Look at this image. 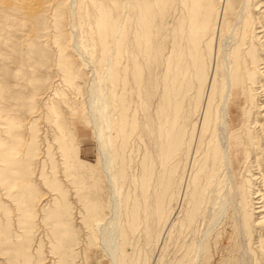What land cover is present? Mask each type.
<instances>
[{
	"label": "rangeland",
	"instance_id": "obj_1",
	"mask_svg": "<svg viewBox=\"0 0 264 264\" xmlns=\"http://www.w3.org/2000/svg\"><path fill=\"white\" fill-rule=\"evenodd\" d=\"M7 23L6 26L4 23L3 29L0 28V105H4V115L12 114L15 116L13 119H17L15 121L19 123L15 126H18L17 129L14 127V132L20 134H17L19 145L16 147L15 158L28 160V179L34 190L32 202H27L17 197L19 185L15 183L6 189L0 182V264H110L103 251L105 241H108V245L114 242L109 236V228H104L108 217L113 219L112 226L118 230L120 238L116 264H190L195 255L196 264H241L244 251L247 256L245 264H264V224L261 227L255 226L247 208L243 207L244 217H239V220L242 227L245 226V231L240 233L233 210L227 205H220L219 200H211L213 193L216 194L217 191L214 187L222 190V175L219 173L217 180L206 186L208 173L212 172L208 165V170L200 168V163L203 162L200 148L197 151L191 148L185 151L188 155L182 152V156L177 151L161 167L159 158H156L159 154L157 141H153V135L144 127L151 115L159 121L160 90L157 88L156 94L150 97L149 106L145 107L144 112L138 108L139 90L131 87L130 80H126V85H122V88L119 85L115 87V92L122 93L119 98L124 104L123 112L127 123L122 133H117L115 129L110 133L118 155L114 156L113 168L118 172L120 190L119 210L113 214L108 208L109 193L98 165L96 140L87 121L86 110L90 107L88 102L93 105L99 102L98 98L89 96L87 88L92 81L91 66L82 68L79 61L67 58L70 65L66 67L70 74L63 73L54 48L49 43L50 35L46 28L40 32L43 37L32 36L24 41L27 29L20 35L17 33V24ZM85 24H81L80 31L85 29ZM160 32L161 36L165 34L164 29H160ZM45 38L48 39L47 42H44ZM37 45L46 55L44 64H38L32 53H28V48ZM12 46L18 47L16 49L21 52V57L14 55ZM87 46L92 47L90 63L94 65L97 76L101 77L104 65L99 62V53L92 45ZM117 58L119 66L131 61L125 53L119 54ZM141 65L142 70H145L142 76L162 71L159 66L152 70L143 61ZM65 76H69L70 80ZM102 80L104 81V76ZM16 92L21 96L18 100L13 98ZM245 107L243 110L239 106L232 109L233 122L229 126V130L240 126L242 128L239 141L231 147L232 156L239 154L237 171L240 170L244 157V151H238L237 145L244 140V134L250 133L247 119L254 113ZM54 109H60V113L53 123ZM119 109L116 110V120L120 117ZM182 109L183 114L188 115L183 122L187 132L199 120V113L186 101L183 102ZM3 114H0V138H5L6 135L3 131L7 121L1 116ZM192 117L197 118L193 120ZM129 118L137 123L140 119L139 126L129 127ZM58 123L60 127L56 128ZM31 142L32 150L28 152ZM3 168L5 165L0 159V170ZM203 172L207 173L206 177ZM160 175L165 180L159 186ZM236 175L238 177V173ZM20 178L17 183H20ZM237 184L240 186L239 177ZM198 186L203 187L206 192L202 190L201 195L194 197V200L192 190L199 188ZM205 187L207 188L204 189ZM207 193L210 194L208 197ZM156 196H159L157 201ZM201 196H205L209 202Z\"/></svg>",
	"mask_w": 264,
	"mask_h": 264
},
{
	"label": "bare ground",
	"instance_id": "obj_2",
	"mask_svg": "<svg viewBox=\"0 0 264 264\" xmlns=\"http://www.w3.org/2000/svg\"><path fill=\"white\" fill-rule=\"evenodd\" d=\"M0 21V28L4 23L6 26L7 21L9 24H17L19 32H16L20 35L27 29L24 41H28L32 36L41 37L43 34L40 32L46 28L45 30L49 31L47 34L50 35L49 43L53 46L54 54L65 74H70L66 67L70 65L67 58L79 61L82 68L91 66L92 81L88 82L87 88L89 96L98 98L99 102L94 105L88 102L90 107L86 110L87 121L96 140L98 165L109 193L108 208L113 214L119 210L120 190L118 172L113 168L114 156L118 155L115 153L110 133L113 129L122 133L127 123L123 112L124 104L119 98L122 93L116 91V94L115 87L119 85L122 88V85H126L125 81L130 80L131 87L139 90L138 108L144 112L145 107L149 106L150 97L156 94L157 88L160 90L159 121L151 115L144 127L153 135V141H157L159 154L156 158H159L161 167L166 159L173 157L177 151L180 156L191 148L196 151L200 148L203 160L200 168L208 170V165L212 172L208 173L205 185L213 184L219 173L222 175V190L214 187L217 191L216 194L213 193L211 200H219L220 205H227L233 210L240 233L245 231V226L242 227L239 220L244 215L243 207L247 208L255 226L261 227L264 224V0H0ZM83 22L86 27L80 31ZM160 29L165 30L163 36ZM45 40L44 42L48 41L46 38ZM4 42L6 43L5 40ZM87 45H92L99 53V62L104 65L101 77L97 76L94 65L90 63L92 47ZM16 48L18 49L17 46ZM16 48L12 49L14 55L21 57V52ZM27 50L37 59L38 64H44L46 55L41 47L37 45ZM51 50L53 51L52 48ZM121 53L131 59L129 64L118 65L117 57ZM142 61L152 70L159 66L162 71L142 76L145 73V70H142ZM19 97L21 96L18 93L13 95L15 100ZM184 101L190 103L199 113V120L192 125L193 128L188 130L189 132L185 131L183 123L188 116L183 114ZM237 106L240 110L247 106L249 110L254 111L247 119V129L250 133L244 134V140L237 145L238 151H244L238 171L239 154L232 156L231 147L239 141L242 128L240 126L229 130L233 122L231 111ZM118 109L120 117L116 120ZM59 110H52L53 123L56 122L54 119L60 113ZM2 111L4 105H0V114H3ZM5 114L1 116L7 121L3 131L7 136L0 138V159L5 168L0 170V182L6 189L16 183L20 186L17 197L32 202L34 188L28 179L29 162L27 159L15 158L20 134L14 132V127L19 123L15 121L17 119H13L15 116L12 114ZM132 119L129 120V127L139 126L140 119L138 123ZM58 127L60 123L56 125V128ZM32 143L28 152L32 150ZM183 169L182 167V171ZM236 173L240 186L237 184ZM204 175L206 177L207 173ZM19 178L21 181L17 183ZM170 178L172 180V177ZM163 180L165 177L160 175L159 186ZM199 188L192 190V199L201 195L203 187ZM158 197H155V201ZM207 200L209 202V199ZM219 210L221 211V208ZM112 220L109 217L105 219L104 228H109V236L114 242L108 245V241H105L103 251L110 264H116L120 238L118 230L112 226ZM242 255L240 261L245 264V251ZM196 259L197 255L192 257L190 264H196Z\"/></svg>",
	"mask_w": 264,
	"mask_h": 264
}]
</instances>
